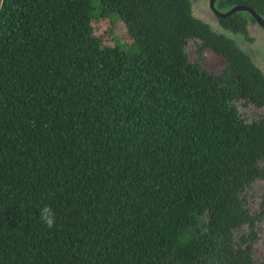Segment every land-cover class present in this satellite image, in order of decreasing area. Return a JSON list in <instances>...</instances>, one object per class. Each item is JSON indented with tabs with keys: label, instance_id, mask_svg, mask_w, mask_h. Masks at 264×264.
Instances as JSON below:
<instances>
[{
	"label": "trees",
	"instance_id": "16d2710c",
	"mask_svg": "<svg viewBox=\"0 0 264 264\" xmlns=\"http://www.w3.org/2000/svg\"><path fill=\"white\" fill-rule=\"evenodd\" d=\"M241 100L264 106V70L191 0H0V264H264L243 196L264 113Z\"/></svg>",
	"mask_w": 264,
	"mask_h": 264
},
{
	"label": "rangeland",
	"instance_id": "374dc122",
	"mask_svg": "<svg viewBox=\"0 0 264 264\" xmlns=\"http://www.w3.org/2000/svg\"><path fill=\"white\" fill-rule=\"evenodd\" d=\"M191 4L194 15L195 11H198L197 7H200V10L204 13L203 15L207 16V20L210 21L212 18L214 19L209 11L207 0H191ZM117 25L118 29L116 28L117 33L115 35L118 38V43L120 45H125V43L129 42L125 27L120 21H117ZM260 32L262 34L256 36L253 46L264 48V30H260ZM185 50L190 61H199L205 68L213 72H220L224 65V59L210 50H204L200 55L196 50V43L194 40L188 41ZM235 105L239 113L247 121H252L254 118H257L259 114L264 113V106L259 107L255 104L246 103L243 100L236 101ZM262 163L264 164V162ZM243 196L246 200L245 204L249 212L258 215L259 217V219L254 222L255 230L257 232V240L253 243V252L257 262H262L264 260V178H258V180L254 181L251 186L246 189ZM247 229V225L243 227L244 231Z\"/></svg>",
	"mask_w": 264,
	"mask_h": 264
},
{
	"label": "flooded vegetation",
	"instance_id": "af4514ba",
	"mask_svg": "<svg viewBox=\"0 0 264 264\" xmlns=\"http://www.w3.org/2000/svg\"><path fill=\"white\" fill-rule=\"evenodd\" d=\"M225 1L226 0H213V1L207 0L209 5L208 6L209 11L214 17V19L212 18L210 21L206 19L207 16L203 15L204 13H202L200 7H197L198 11H195V15L198 18L207 22L214 31L222 33L226 37L232 39L238 45V47H240L241 49L246 51L249 55H251L255 63L264 70V65H260V62L264 60V48L253 46V43H255L256 36L262 34L260 30H264V25L261 22H259L257 17L250 10H235L229 13L230 9H232L233 7L241 6V5L250 6L262 18V20H264V9L258 11L254 6L250 4H245L240 2L227 3ZM223 14H227V15H223ZM233 14L234 15L239 14L242 20L245 21V30H246L245 34L240 33L238 31H234L231 27H227V25H225L226 23H228L229 25L233 24L236 26L235 22H237V20L230 19L228 22H226V20H228L229 17L233 16Z\"/></svg>",
	"mask_w": 264,
	"mask_h": 264
},
{
	"label": "clouds",
	"instance_id": "9594fccd",
	"mask_svg": "<svg viewBox=\"0 0 264 264\" xmlns=\"http://www.w3.org/2000/svg\"><path fill=\"white\" fill-rule=\"evenodd\" d=\"M40 219L47 227L52 228L55 225L56 216L52 208L45 206L40 210Z\"/></svg>",
	"mask_w": 264,
	"mask_h": 264
},
{
	"label": "water",
	"instance_id": "95a60500",
	"mask_svg": "<svg viewBox=\"0 0 264 264\" xmlns=\"http://www.w3.org/2000/svg\"><path fill=\"white\" fill-rule=\"evenodd\" d=\"M211 1H213V0H211ZM235 10H250L257 17L259 22H261L264 25V20H262V18L250 6H244V5L236 6V7H233L232 9H230L229 13H231ZM229 13H227V14H229ZM227 14H223V15H227Z\"/></svg>",
	"mask_w": 264,
	"mask_h": 264
},
{
	"label": "crops",
	"instance_id": "0c3cea01",
	"mask_svg": "<svg viewBox=\"0 0 264 264\" xmlns=\"http://www.w3.org/2000/svg\"><path fill=\"white\" fill-rule=\"evenodd\" d=\"M260 65H264V60H262V61L260 62Z\"/></svg>",
	"mask_w": 264,
	"mask_h": 264
}]
</instances>
